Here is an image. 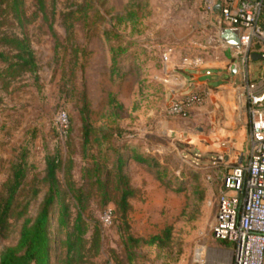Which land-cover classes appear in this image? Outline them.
Masks as SVG:
<instances>
[{
	"label": "rangeland",
	"instance_id": "374dc122",
	"mask_svg": "<svg viewBox=\"0 0 264 264\" xmlns=\"http://www.w3.org/2000/svg\"><path fill=\"white\" fill-rule=\"evenodd\" d=\"M33 4L28 0V13ZM47 5L49 20L39 15L25 28L36 71L0 78V190L13 166L24 162L19 210L30 201L26 213L12 219L0 253L16 242L24 217L38 214L48 189L46 157L58 156L59 178L71 201L70 223L78 207L68 185L88 198L86 261L190 264L201 257L206 264L230 262L235 246L217 239L213 227L224 177L239 156L247 161L246 126L228 162L212 159L219 153L186 149L181 135L173 138L163 129L178 119L170 113L173 98L163 81L168 68L183 69L190 60L216 55V22L204 0H47ZM8 23L1 27L5 33L23 36L19 26ZM261 23L262 37L253 45L258 52H264V12ZM118 149L130 156L124 173L135 189L126 219L114 212L113 203L102 205L104 189L97 182L112 170L106 190L109 197L118 195L113 171ZM138 152L148 154L150 162L134 159ZM54 213L55 255L64 252L61 240L72 227L60 224L58 207Z\"/></svg>",
	"mask_w": 264,
	"mask_h": 264
},
{
	"label": "trees",
	"instance_id": "16d2710c",
	"mask_svg": "<svg viewBox=\"0 0 264 264\" xmlns=\"http://www.w3.org/2000/svg\"><path fill=\"white\" fill-rule=\"evenodd\" d=\"M35 3L32 5L33 11L28 13L30 9L28 0H0V62L4 63V67L0 69V78L13 77L15 74L23 72H35L37 69L36 56L25 28L30 22L37 20L39 15H42L41 17L45 21L49 20V11L47 0H35ZM9 21H13L14 26L17 25L21 28L23 36L18 35L17 32L5 33V28L1 27L10 24ZM4 47L6 48L3 49ZM85 127L84 134H86L87 140L91 126L87 123ZM135 152L136 149H133V153ZM132 155L134 159L142 163H149L151 160L146 153L138 152ZM57 157H46L43 180L48 183V189L38 214L34 218L24 217L16 242L4 246L1 251L0 264H93L91 261L85 260L87 248H85L83 239V234L89 225L83 213L88 198L82 189H74L73 184L68 185L69 192L75 193L73 196L77 199L76 206L78 207L77 216L73 223H70L71 201H68L67 190L62 187L59 178L61 163ZM129 157L118 149L117 160L113 167V171L116 170L117 174L115 187L117 196L109 197V191L106 190L113 173L112 170H107V178L104 181H101L100 178L97 179V182H102L101 187L104 189L102 192L105 198L101 200L102 205L108 206L113 203L114 212L122 219H126L133 209L130 197L135 192V189L130 185L128 176L124 173ZM26 176L27 167L24 162L16 164L13 166L11 177L0 190V245L11 235L14 225L12 219L21 218L30 203L28 201L24 209L19 210L22 204L18 199L19 191L24 185ZM32 190L33 196L39 192L35 184L32 185ZM56 207L59 208L60 224L71 226L72 229L68 230L66 238L61 240L60 245L64 252L54 255L56 247L53 244L50 227ZM150 240L154 242L156 238L153 237Z\"/></svg>",
	"mask_w": 264,
	"mask_h": 264
},
{
	"label": "built area",
	"instance_id": "2783aa9c",
	"mask_svg": "<svg viewBox=\"0 0 264 264\" xmlns=\"http://www.w3.org/2000/svg\"><path fill=\"white\" fill-rule=\"evenodd\" d=\"M204 4L217 23L238 29L240 62H247L255 52L254 43L263 34L264 0H204ZM243 74L244 110L250 131L247 161L233 164L223 179L213 233L217 239L235 246L234 257L224 264H264V88L251 82L247 72ZM201 99L198 93L176 97L170 113L181 114ZM62 122L67 125L66 113ZM216 160L228 162L229 155L219 153ZM190 264H206V260L199 257Z\"/></svg>",
	"mask_w": 264,
	"mask_h": 264
},
{
	"label": "crops",
	"instance_id": "0c3cea01",
	"mask_svg": "<svg viewBox=\"0 0 264 264\" xmlns=\"http://www.w3.org/2000/svg\"><path fill=\"white\" fill-rule=\"evenodd\" d=\"M216 23L217 34L213 41L217 44L212 49L215 56L211 54L190 60L183 69L168 68L169 76L163 81L173 99L191 93H198L202 99L175 115L178 119L171 123L176 125H168L170 121H167L163 129L169 135L173 134V138L181 135L189 147L186 149H204V153L212 151L214 154L224 152L231 159V154L237 153V140L243 126L247 128L245 149L250 142L248 117L244 110L243 73L247 72L251 82L264 88V61L251 58L248 65L243 66L239 49L223 38L224 29H230L231 36L238 35V29ZM241 160L239 156L236 163Z\"/></svg>",
	"mask_w": 264,
	"mask_h": 264
},
{
	"label": "water",
	"instance_id": "95a60500",
	"mask_svg": "<svg viewBox=\"0 0 264 264\" xmlns=\"http://www.w3.org/2000/svg\"><path fill=\"white\" fill-rule=\"evenodd\" d=\"M219 10V5L216 8V11ZM223 38L227 40L229 43H231L233 46L237 47L238 49H241V38L239 34L236 33L231 36L230 29H224L223 30ZM250 58L254 60H263L264 61V52H253L250 55Z\"/></svg>",
	"mask_w": 264,
	"mask_h": 264
}]
</instances>
